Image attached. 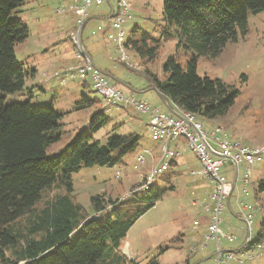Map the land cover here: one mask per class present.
<instances>
[{
    "label": "rangeland",
    "instance_id": "1",
    "mask_svg": "<svg viewBox=\"0 0 264 264\" xmlns=\"http://www.w3.org/2000/svg\"><path fill=\"white\" fill-rule=\"evenodd\" d=\"M28 1L23 6L22 13L17 14L16 17L29 27L30 35L23 44L15 48V54L23 67L29 71L34 70L35 75L26 80L25 91L16 94H4L0 91V98L5 99V105L28 101L35 106L52 105L57 113L63 115L62 139L53 144L47 152L48 155H53L61 152L76 134L82 132L90 134L89 120L98 106L77 110L76 105L82 95H86L90 100H100V98L93 88L85 87L80 79H75L63 86L59 79L53 78L56 72L68 69L64 66L65 63L59 62L58 59L53 63V58L61 54L68 60L76 57V52L79 50L72 39V34L77 31L75 16L69 12L64 15L57 14L58 8L69 7L67 2L70 0H30L29 3ZM118 1L110 0V4L106 1L104 5L97 7L98 9L92 7L89 14H93L95 9H97L96 12H108L110 6L118 5ZM129 1L133 4V19L128 20L124 27L128 37H134L132 30L137 24L136 26L141 31L149 33L152 39L162 38L165 31L164 0ZM99 26L101 29L97 31ZM106 26L107 21L90 19L83 31V45L91 55L95 67L103 72L111 71L110 80L113 86L116 84L113 76L126 78L134 89L137 99L153 107L159 106L162 111H165L161 105L153 104L157 100L153 91L142 92L149 86L148 79L142 72L149 70L160 79L166 80L168 75L163 70L166 60L175 56L181 64H185L189 59L188 54L177 50L176 41H163L156 58L149 63L145 60L141 61L130 50L131 60L141 65L139 70L131 69L118 60V53L114 54L112 47L105 41V37H101L110 30V27L108 29ZM55 39L61 42L54 44ZM57 47L59 48L55 51ZM49 59L52 62H47ZM69 63L76 66L78 60H69ZM197 73L200 77L221 80L239 91L235 104L226 116L215 120L197 119L203 122L204 130L211 133L216 127H221L224 136L232 141L252 147L263 145L264 12L249 15L247 34L245 36L240 34L237 42L227 44L220 56L199 58ZM104 110L106 112V109ZM108 113L111 114L109 115L111 122L94 135L95 140L106 143L108 137L118 134H136L141 136L142 140L137 152L125 157L119 165L113 168L99 166L83 168L72 175L73 201L81 205L85 215L88 216H92L95 212L91 199L96 196L104 198L106 203L115 200L132 202L151 197L149 192H135L140 189L159 161L158 153L161 147L150 137L146 127L149 121L147 115L133 110ZM144 149L150 150L154 157L149 156V152H143ZM143 154L146 157V164L142 165L137 163V158ZM180 155L178 160L185 161L184 165L170 166L166 174L158 177L154 183V186L159 189L165 188L164 197L135 223L122 242L119 254L125 261L121 264H151L154 261L159 264H188L187 260L189 264L213 263L218 251L216 243L206 242L207 226L206 228L194 227V221L204 214L202 200L204 196L194 191L196 185L192 182L199 180H195L190 172L201 169V165L187 146ZM241 171L243 176L245 173L243 166ZM173 173L178 174L174 176ZM223 173L228 180H233L235 170L229 162L226 163ZM248 179L250 182L246 186L240 182L237 183L233 192V201L238 197L240 201L249 203L254 208V225L249 232L243 222L239 205L237 204L236 207L234 202L232 203L236 214H232L226 206L221 228L226 237L234 235L236 241L229 244L225 238L222 239L220 247L224 251L241 248L248 242V236L250 242H255L264 229V191L259 190L260 184L264 182V159L254 167ZM202 181L207 187L206 192L211 191L212 187L209 183ZM243 188L247 190V195L239 194ZM64 194L65 191L59 186L50 188L44 192L37 208H43L49 201ZM195 201L196 206L193 205ZM25 224L26 221L23 220L17 226L24 234L27 232ZM108 245L110 246L109 243ZM246 254L247 256L250 254L253 260L247 259ZM243 255L245 256L241 258L240 264H264V240L260 247L244 251ZM7 256L12 258V252H8ZM112 261L113 254L107 255L104 263L113 264Z\"/></svg>",
    "mask_w": 264,
    "mask_h": 264
},
{
    "label": "trees",
    "instance_id": "2",
    "mask_svg": "<svg viewBox=\"0 0 264 264\" xmlns=\"http://www.w3.org/2000/svg\"><path fill=\"white\" fill-rule=\"evenodd\" d=\"M27 1L0 0V91L4 94L25 91L26 80L35 75L34 70L23 67L15 54V48L30 35L29 27L16 17ZM115 12L112 8L110 19ZM262 12L264 0H164L162 38L152 39L136 27L132 32L140 37L129 39V55L133 51L141 61L149 63L156 58L163 41H176L177 50L189 56L185 64L175 56L169 57L163 65L166 80L149 70L142 73L149 87L182 112L197 119L215 120L227 115L239 91L221 80L200 77L198 60L220 56L227 44L247 34L249 15ZM83 85L92 88L89 81ZM4 101L0 98V264H106L105 257L111 254L113 264L123 263L125 259L119 254L122 242L135 223L164 197L165 188L153 186L147 191L151 197L132 202L106 203L100 196L93 197L95 212L88 216L73 201L72 175L83 168L119 165L137 152L142 137L118 134L108 137L106 143L95 140L94 135L111 122V114L105 112L100 100L82 95L77 110L98 106L89 120L90 134L78 133L61 152L48 155L49 148L62 139L63 115L52 105L35 106L29 101L5 105ZM174 164L175 160L171 166ZM54 186L65 194L37 208L44 192ZM259 190L264 191V182ZM237 203L244 217L241 206L245 203ZM103 217L106 218L101 220ZM23 220L25 234L17 228ZM263 240L264 229L243 250L260 247ZM8 252H12V258ZM234 254L243 257L242 251ZM246 257L253 260L250 254Z\"/></svg>",
    "mask_w": 264,
    "mask_h": 264
},
{
    "label": "built area",
    "instance_id": "3",
    "mask_svg": "<svg viewBox=\"0 0 264 264\" xmlns=\"http://www.w3.org/2000/svg\"><path fill=\"white\" fill-rule=\"evenodd\" d=\"M68 8H58L57 14L64 15L72 13L75 16L76 33L72 34L74 43L79 47L78 30L86 22V17L92 7H100L105 0H71ZM133 4L129 0H119L116 12L110 19L111 32L106 38L114 44L119 55V61L127 64L131 69L139 70V65L131 60L127 48L128 37L125 25L132 19ZM78 65L68 67L62 72H56L53 78H57L61 85L80 79L83 82L89 81L93 90L98 94L102 108L107 112H120L133 110L139 114L147 115L149 118L147 129L153 141L160 144L159 162L154 170L146 177L145 182L138 191L147 192L152 189L158 177L163 176L169 170L171 162L180 155L178 150L171 148V145L182 140L188 149L195 155L201 165V169L190 172L195 180H205L212 187L208 194V201L203 204L204 212L207 214L206 242H215L218 251L214 256L212 264H240L242 256L234 252L224 251L220 247V241L227 239L221 225L223 224V213L230 197L231 182L224 175L223 169L226 163L238 169V181L243 186L249 184L248 176L254 167L264 159V144L256 147L246 146L237 141H232L224 136L221 127L208 133L204 125L197 120L196 116L183 112L181 118L161 111L147 102L137 99L135 94L126 95L122 90L113 86L110 78L99 70L83 53L77 52ZM114 110V111H113ZM148 153L147 151H145ZM151 153L149 152V156ZM137 163L146 164L145 154L138 156ZM241 166L244 167V175L240 176ZM117 177H120L117 175ZM241 193L247 195L246 189ZM231 199V198H230ZM193 205H197L195 201ZM242 210L246 213L243 217L248 231L251 230L254 220V208L248 204H242ZM199 227V221L194 222ZM229 240H235L231 235ZM248 242L245 246H247Z\"/></svg>",
    "mask_w": 264,
    "mask_h": 264
},
{
    "label": "crops",
    "instance_id": "4",
    "mask_svg": "<svg viewBox=\"0 0 264 264\" xmlns=\"http://www.w3.org/2000/svg\"><path fill=\"white\" fill-rule=\"evenodd\" d=\"M106 1H109V3H110V0H106ZM30 2V0L28 1V3ZM132 3V2H131ZM71 4H72V1L70 0L69 2H67V6H71ZM105 4V3H104ZM103 4V5H104ZM95 7V6H94ZM101 7V6H100ZM97 8V7H96ZM112 8H114V10H116L117 9V6L116 7H114V6H110L109 7V9H108V12H104V11H101V12H96L97 11V9H95L94 10V12H93V14H88V16L86 17V19H88V20H86L87 21V23H88V21L90 20V19H96V20H101V21H107V26H106V28H108L109 29V27H110V17L108 16V14H109V12L112 10ZM59 15V14H58ZM133 19V18H132ZM86 23V24H87ZM137 24H135L134 25V29H136V27L138 28V26H136ZM101 29V26H99L98 27V30L97 31H99ZM133 29V30H134ZM132 30V31H133ZM126 31V30H125ZM111 32V27H110V30L107 32V34L108 33H110ZM127 33V32H126ZM133 33V32H132ZM107 34H104V35H102L101 37H105V41L106 42H108L107 44L108 45H110L111 47H112V49H113V51H114V54H116L117 52H116V50H115V48H114V44L112 43V42H109L108 40H107V38H106V36H107ZM69 37H70V35H69ZM127 37H128V34H127ZM140 37V35L137 33H135V35H134V37H128V40L129 39H131V38H134V39H138ZM59 42H61V40H54V44H57V43H59ZM84 44V43H83ZM85 47V46H84ZM59 47H57V48H55V51L58 49ZM86 48V47H85ZM87 50V49H86ZM76 56H77V52H76ZM90 57H91V55H90ZM66 57H64V56H62L61 54H59V55H57L55 58H53V63L58 59L59 60V62H62V63H65V67H71V66H74V65H72L73 63H69L68 64V61L69 60H75V59H77V57H73V58H70V59H68V60H66L65 59ZM91 59H92V57H91ZM118 59H119V55H118ZM49 61H51L50 59L47 61V62H49ZM117 61V60H116ZM52 62V61H51ZM53 63H49L50 65H52ZM79 63V62H78ZM65 67H63V68H65ZM99 70H101V69H99ZM103 72V71H102ZM105 75H107L109 78H111V75L110 74H112L111 73V71H106V72H103ZM117 76H119V75H117ZM113 80H116V84L114 85V86H116L117 88H119L120 90H122L126 95H132V94H134V89H132L131 88V84L128 82V80L126 79V78H122V77H115V76H113ZM110 82H111V80H110ZM111 84H112V82H111ZM145 91H142L143 93L144 92H147V91H153V94L155 95L154 97L157 99L155 102H153V104H155L156 105V103H157V105H161L162 106V108H164L165 109V111H163V112H165V113H168V114H170V115H173V116H175L176 117V115L175 114H179V115H181V113H183L181 110H179L170 100H168V102H169V104L171 105V107H172V110L175 112V114H173V113H171L170 111H169V109L167 108V106L164 104V102L160 99V97L158 96V94H157V92L154 90V88L153 87H146L145 89H144ZM141 92V91H140ZM158 108L161 110V107H159L158 106ZM162 111V110H161ZM203 123V122H202ZM148 125V124H147ZM147 125H146V127H147ZM185 147H186V145H185V142L184 141H182V140H180V141H178V142H176V143H174L173 145H172V149H176V150H178L179 152H184L185 151ZM145 151H147V152H150L151 153V151L150 150H148V149H144V151L143 152H145ZM151 157L153 156L152 155V153H151V155H150ZM158 156H159V153H158ZM157 156V157H158ZM181 155H179L177 158H176V164H174L173 166H179V165H184V163H185V161L183 162V160L180 162L179 160H178V158L180 157ZM154 157V156H153ZM159 159V158H158ZM159 162V161H158ZM158 165V164H157ZM192 172V171H191ZM177 174L178 173H173V175L175 176H177ZM240 176H242V171L240 172ZM231 180H229V182H230ZM232 182V181H231ZM193 184H195L196 186L194 187L195 189H194V191L197 193V191H198V193L199 194H201L202 193V195L204 196L203 197V202L205 203L206 202V200H207V197H208V194H209V192H211V191H209V192H206V186H205V183L202 181V180H199V181H193L192 182ZM238 183V182H237ZM212 190V189H211ZM233 199L234 198H232V200L230 199L229 201H228V203H227V207L230 209V211H231V213L232 214H236L234 211H233V209H234V207H233V202H234V204L236 205V207H237V202H238V197L236 198V202L235 201H233ZM203 203V204H204ZM194 206H196V205H194ZM204 214H203V216L201 217V218H199L198 219V221H199V223H200V225H199V227L200 228H206V226H207V214H205V212H203ZM242 218H243V216H242ZM195 221H197V220H195ZM194 221V222H195ZM243 222H244V224H245V221H244V218H243ZM206 224V225H205ZM245 226H246V224H245ZM194 227H195V225H194ZM247 227V226H246ZM197 228V227H196ZM248 230V229H247ZM231 236V235H230ZM230 236H228L227 237V241H228V243L229 244H232V243H234L235 241H236V237H235V240H229V237ZM245 245L246 244H244V246H242L241 248H237V249H232V250H228V251H230V252H244L243 251V249L245 248ZM242 254V253H241ZM243 256H245V255H243ZM248 259V258H247ZM229 264H232V262H230Z\"/></svg>",
    "mask_w": 264,
    "mask_h": 264
},
{
    "label": "water",
    "instance_id": "5",
    "mask_svg": "<svg viewBox=\"0 0 264 264\" xmlns=\"http://www.w3.org/2000/svg\"><path fill=\"white\" fill-rule=\"evenodd\" d=\"M86 23H87V21H86L85 24H84L83 26H81V27L79 28V30H78L79 49L82 50L83 53H84V54L90 59V61L92 62V59H91L89 53L86 51V49H85V47H84V45H83V41H82V39H83V31H84V28H85V26H86ZM154 90L157 92L158 96H159L160 99L164 102V104L167 106V108L169 109V111H170L171 113L175 114V112L172 110V107H171V105L169 104L168 100H167L163 95H161L156 89H154ZM175 115H176L177 118H181V119H183L181 115H179V114H175ZM237 181H238V169L235 168L234 177H233V180H232V182H231V191H230V197H229V200H230V198H231V196H232V194H233V192H234V190H235V187H236V185H237ZM249 232H250V231H249ZM247 240H248V242H249V236H248V239H247Z\"/></svg>",
    "mask_w": 264,
    "mask_h": 264
},
{
    "label": "clouds",
    "instance_id": "6",
    "mask_svg": "<svg viewBox=\"0 0 264 264\" xmlns=\"http://www.w3.org/2000/svg\"><path fill=\"white\" fill-rule=\"evenodd\" d=\"M93 63V62H92Z\"/></svg>",
    "mask_w": 264,
    "mask_h": 264
}]
</instances>
